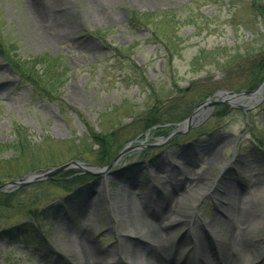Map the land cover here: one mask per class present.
Segmentation results:
<instances>
[{"label": "rangeland", "instance_id": "374dc122", "mask_svg": "<svg viewBox=\"0 0 264 264\" xmlns=\"http://www.w3.org/2000/svg\"><path fill=\"white\" fill-rule=\"evenodd\" d=\"M101 1L0 0L5 56L18 61L55 57L47 67L29 65L27 70L32 76L39 68L50 72L49 81L56 87L40 80L42 97L34 96L0 55V72L10 79L0 90V180L17 178L28 170L45 174L73 158L91 163L99 154L109 159L124 147L112 165L110 160L105 162H111L108 167L89 174L96 178L70 183L66 179L82 171L73 167L60 174V181L36 177L2 191L33 194L37 206L48 209L40 222L46 234L41 244L11 245L0 231V264H70L67 235L82 232L87 224L91 225L88 242L97 251L123 248L121 229L127 226L118 210L115 217L112 213L115 194L124 189L137 200L180 186L188 194L186 202L164 212L168 211L172 226L177 225L175 220L188 219L192 236L198 225L222 218L227 206L223 197L235 191L247 203L245 219L259 224L252 236L260 241L264 236V93L256 102L249 95L238 102L213 96L219 101L215 104L209 103L211 95H196L215 87L221 78L218 70L226 65L230 74L225 83L233 91H249L246 86L254 71L259 77L256 84L262 81L263 18L248 0ZM259 1L264 5V0ZM130 12L144 15L142 26L128 23ZM46 26L58 35L54 45L42 33ZM149 113H162L160 121L197 116L170 137L176 127L141 130L139 121ZM16 124L24 130L15 136L12 125ZM91 133L108 136L112 143L111 134L114 143L108 146L101 138L102 144L91 141ZM210 143L209 153L200 155ZM15 144L20 148L11 146ZM73 185L77 188L71 190ZM197 188L202 189L200 197L192 193ZM84 205L92 210L84 211ZM15 209L0 217V230L25 221L28 206ZM213 236L218 239L216 233ZM177 237L175 232L170 235L175 243ZM173 248H177L173 256L159 264H197V257L221 264L214 253L203 256L191 244L179 242Z\"/></svg>", "mask_w": 264, "mask_h": 264}, {"label": "bare ground", "instance_id": "6f19581e", "mask_svg": "<svg viewBox=\"0 0 264 264\" xmlns=\"http://www.w3.org/2000/svg\"><path fill=\"white\" fill-rule=\"evenodd\" d=\"M90 1L97 3V0ZM157 1L167 2L170 0ZM101 2L104 3L103 0ZM42 33L52 45L58 40V35H53L51 29L47 26L43 28ZM9 81L10 79L0 72V89L5 87ZM211 144L201 149L200 155L204 151L203 155L206 156L209 150L212 149ZM152 177L158 179L157 174H153ZM178 187L180 186H174L171 191L163 189V193L150 195L144 199L139 197L137 200L132 199V192H128L126 189L116 192L112 214L115 217L118 210L120 218L127 226V229H121L125 246L123 248L119 247L116 252L113 250L97 251L88 242L87 234L91 230V225L87 224L82 232L78 230L67 235L65 246L70 249V253L66 252L70 255V264H110L111 262L112 264H159L168 256H173V252L177 249L173 247L179 242L194 245L196 253L199 251L203 253V256H209V252L214 253L221 264H264L262 257L264 256V236H261L260 241L252 236L254 228L259 224L245 219L244 211L247 203L240 199L237 192L228 191L227 197H223V201L227 203V206L224 208L226 210L223 215H221L222 218L215 217L211 219L207 226L198 225L196 236H192L189 235L191 225L188 219L175 220L176 222L173 223H177V225L172 226L166 216L168 211L164 212V209L171 208V205L177 206L180 202H186L188 194L182 192ZM201 192V188H197L196 191L192 190L193 195L197 197ZM238 201L244 207H241ZM83 210L90 211L92 207L84 205ZM77 216H80V214H77ZM212 231L218 235V239L213 236ZM174 232L178 236L176 243L174 238H170V235ZM44 235H46L45 232L40 238L31 228L20 229L17 243L20 241L41 244L45 240ZM190 238H193V240ZM109 257L112 259L109 260ZM258 259L259 262H256ZM198 262L199 264H210L204 258H199Z\"/></svg>", "mask_w": 264, "mask_h": 264}, {"label": "trees", "instance_id": "16d2710c", "mask_svg": "<svg viewBox=\"0 0 264 264\" xmlns=\"http://www.w3.org/2000/svg\"><path fill=\"white\" fill-rule=\"evenodd\" d=\"M250 2H251V7H252V9H253V11L254 12H256V13H258L259 14V16L260 17H262L263 18V21H264V5L262 4V3H260L259 1H257V0H250ZM264 23V22H263ZM164 44V43H163ZM164 46H165V48L167 49L168 47L164 44ZM168 50V49H167ZM263 56H264V54H263ZM53 60L54 59H52V58H49L48 56H43V57H41V58H38V59H35V60H33V61H28V62H26V63H24V64H19V65H15V69L17 70V71H20L22 74H25V76H27V78H28V80L30 81V82H32V83H36V82H38V81H40V80H43V81H45L46 82V80H47V85L48 86H50L51 88L52 87H54L55 89H56V87L55 86H53V83L52 82H50L49 80H50V78H48V76L49 75H51V73L49 72V74H47V71L46 72H43L42 71V69H38V70H36V74H33V76L28 72V70H27V68H28V66L29 65H33L34 66V69H35V65L36 64H40V65H42L43 63V65L42 66H48V64H52L53 63ZM55 61V60H54ZM195 62V61H194ZM264 63V58L263 59H261L260 60V63H259V65H260V67L262 66V64ZM236 64H238V62L236 63ZM192 65H193V63H192ZM226 68H228L229 70H230V68H229V65H226V66H222V68H219V69H221V70H223V69H226ZM259 68V67H258ZM44 69V68H43ZM47 70V69H46ZM56 71H58V68H56ZM254 76V77H253ZM252 79L250 80V82L247 84V86H246V88L247 89H253V88H255L256 87V83H257V81H258V79H259V77H257L256 76V72L254 71V73H253V75H252ZM226 84V83H225ZM225 84H223V83H221L220 85H217V86H215V87H213L212 89H209V91H207L208 93H204V94H200V95H198V96H202V95H209L213 90H215V89H218V88H220V87H222V86H225ZM226 88H229V89H233L234 87H230L229 85H226ZM231 89V90H232ZM151 94V96H152V93H150ZM160 104V103H159ZM167 107L168 105H164L163 106V108L164 107ZM169 109V108H168ZM161 112H167L166 110H161ZM160 116L162 115V113H160L159 114ZM160 116H156V114H148V115H144L143 117L145 118H141L140 119V123H141V125L139 126V127H141V130H145L146 128H153L154 126H159V127H157L156 129H152V131H156V130H161L162 128H165V124H168V123H171V122H177V121H180L179 119H176V120H174V121H160V119H161V117ZM170 116H172V114H170ZM165 117V118H167V119H171V117ZM22 130H24L23 128H20V127H15L14 128V133H15V136L19 133V131H20V133L22 132ZM156 133V132H155ZM110 135V138L113 140V142L111 143L110 142V140H109V137L108 136H104V137H102V136H100V135H95L94 133H91L90 134V140L91 141H94V142H98V143H100V144H102V142H100V140H99V138H101L102 140H105L107 143H109V145L108 146H110L111 144H113L114 143V138H113V136L111 135V134H109ZM19 145V144H18ZM17 144H15V145H11V146H14L15 147V149H17V148H20L19 146H18ZM101 147V146H100ZM120 149V148H119ZM119 149H117L115 152H114V154L108 159V158H105V159H103L99 154L93 159V161L95 162V163H99V164H103V163H105V162H109L110 160H112V158L115 156V154H116V152L119 150ZM28 172H31V170H28ZM27 172V173H28ZM72 173H75V172H71V174ZM18 177H20V176H18ZM1 180H5V177L4 176H2L1 177ZM24 193H21L20 194V196H18V195H15V194H11V195H7V194H2V193H0V217L3 215V214H6L7 212V210H10V209H15V210H17V209H20L21 211H22V209H23V207H26V206H28V211H27V213H29L30 214V212H31V210L32 209H36L37 208V203H35V201H33V199L35 198V195H24ZM16 198H19L20 200L19 201H14V199H16ZM38 198V197H37ZM33 204V205H32ZM32 206V207H31ZM24 213H26V212H24Z\"/></svg>", "mask_w": 264, "mask_h": 264}, {"label": "water", "instance_id": "95a60500", "mask_svg": "<svg viewBox=\"0 0 264 264\" xmlns=\"http://www.w3.org/2000/svg\"><path fill=\"white\" fill-rule=\"evenodd\" d=\"M263 87H264V81H263V83H261V85L254 92L239 91L237 93H231V92L220 91V92H217L214 96L220 98V100H224V101L227 100L229 102H233V101L235 102L236 100L241 99L244 95L251 94V95L255 96V94H257L260 90H262ZM211 102L213 104H215L219 101L217 99H213L211 97L209 103H211ZM194 116H196V114L193 113V115L189 118V120L187 122L184 121V122L180 123L178 125L179 130H182L185 127V125L190 124L189 122L193 120L192 118H194ZM69 167H77L81 170H84L85 172H96V173H98L100 170V169L92 167L88 164L78 163V162L73 161V162L68 163L66 165L60 166L56 169H53V170H51L45 174H28L26 177H24L20 181L11 182L10 184L0 185V190H5L6 188L10 187L11 185H16L18 183L26 184V183L32 181L33 179H35L36 177L37 178H44V177L48 178V177H51L54 173L59 172L60 170L65 169V168H69Z\"/></svg>", "mask_w": 264, "mask_h": 264}]
</instances>
